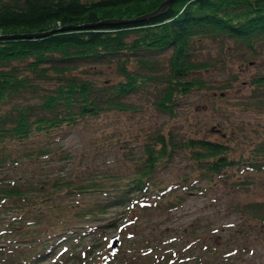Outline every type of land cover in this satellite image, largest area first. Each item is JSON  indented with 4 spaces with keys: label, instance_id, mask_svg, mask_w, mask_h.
Instances as JSON below:
<instances>
[{
    "label": "trees",
    "instance_id": "trees-1",
    "mask_svg": "<svg viewBox=\"0 0 264 264\" xmlns=\"http://www.w3.org/2000/svg\"><path fill=\"white\" fill-rule=\"evenodd\" d=\"M161 1L0 0V34L134 18L156 10ZM208 41L221 44L222 54L226 44L256 54L264 46V0H171L160 13L135 21L0 38V264L38 263L61 245L65 255L75 256L95 227L88 219L113 206L126 208L125 219L149 207L170 210L191 189L224 185L231 192L250 184V172L264 170L263 141L248 155L235 157L228 143L197 133L202 126L197 119L188 131L172 124L145 129V137L136 142L141 148L137 161L125 171L107 164L101 168L84 151L86 162L72 165L73 150L63 146V130L81 119L140 110L142 104L127 100L133 93L175 116L186 94L227 86H212L196 74L215 62L194 58ZM249 81L251 93L258 95L264 72ZM254 97L253 104H264ZM218 127H207V133L215 135ZM120 131L105 132L114 137L110 146L123 149ZM221 132L233 135L227 128ZM185 157L193 161V170L171 176L172 163ZM246 205H254L253 214L264 220L262 202ZM119 217L113 215L104 225H118L121 231ZM188 229L178 240H165L162 234L145 240L141 254H122L120 245H105L87 264H229L245 248V240L234 242L231 234L202 241L200 233L192 232L194 226Z\"/></svg>",
    "mask_w": 264,
    "mask_h": 264
},
{
    "label": "rangeland",
    "instance_id": "rangeland-1",
    "mask_svg": "<svg viewBox=\"0 0 264 264\" xmlns=\"http://www.w3.org/2000/svg\"><path fill=\"white\" fill-rule=\"evenodd\" d=\"M226 46L228 49L222 54L221 44L216 41L205 42L197 50L194 58L215 60L206 70L196 74L207 79L212 86L224 83L228 85L217 86L214 90H194L186 94L182 99L180 98L183 103L177 107L175 116L167 112H159L156 106L150 103L148 97L133 93L127 100L142 104L140 110L127 111L126 114L121 115L114 112L102 114L87 122L81 119L75 126L64 129L63 146L73 150L72 165L78 166L85 161L83 160L85 157H81L84 151L86 157L101 168L107 164L112 169L125 171L137 161L135 155L140 154L141 149L137 144L145 137L143 135L145 129L152 128L156 124H172L188 131L190 122L195 119L202 124L198 127L197 133L228 143L231 146L228 151L235 157L243 152L248 155L253 145L264 142V104L260 106L253 104L257 100L254 96L264 101V85L260 86L259 94L256 95L251 93L253 88L249 83L254 73L264 72V46L256 54L237 45L226 44ZM215 125L220 127V131L217 130L215 135L208 134L207 127ZM237 126L239 127L235 132L233 128ZM118 128L121 129L119 140L124 144L123 149L110 146L114 142V137H109L105 132L107 130L113 132ZM223 128L231 130L233 135L223 136L221 132ZM136 131L140 134H136ZM36 140L37 137H34V141ZM131 145H135L136 149H131ZM97 151H100L98 155L95 154ZM186 160L185 157L172 163L171 176L178 177L179 173L185 170H193V161ZM232 169H234L233 165L226 170L230 172ZM38 170L39 168L32 169L34 173L39 172ZM250 173V184L246 187L229 192L224 189V185L221 188L210 186L209 181L207 184L210 187L204 189L202 187L201 190L194 188L185 192L184 200L170 210L149 207L143 213H139L138 217L134 216L133 211V214L131 216L128 214V219H125L126 208L120 205L113 206L97 219H88V222L95 227L91 228L93 232L88 234L83 242L77 244L75 256L65 255L61 245L53 253L46 255V258L34 264L91 263L99 249L101 250L105 245L109 246L105 240L113 234L119 237L120 253H130V251L139 253L142 246L146 245L145 240L153 241L160 234L165 240L172 238L178 240L183 237L182 232L190 230L188 228L193 226L196 230L192 232L200 233L202 241L225 240L228 234L236 237L234 242L245 240V248L236 251L233 262L229 264H264V220L253 214L254 205H246L255 200L264 204V170H253ZM169 175L170 172H165L164 176L169 178ZM201 181L204 183V178L199 179V183ZM262 210L261 214H264V207ZM113 215L120 216L118 221L123 222L121 231L118 225L109 223L104 225V222L111 220ZM154 224L158 227H154ZM203 225L206 228L202 227ZM165 232L170 236L165 235ZM87 243H90L88 247Z\"/></svg>",
    "mask_w": 264,
    "mask_h": 264
},
{
    "label": "water",
    "instance_id": "water-1",
    "mask_svg": "<svg viewBox=\"0 0 264 264\" xmlns=\"http://www.w3.org/2000/svg\"><path fill=\"white\" fill-rule=\"evenodd\" d=\"M169 2H171V0H164V1H161L160 2V4L157 6V9L156 10H154V11H150V13H146V14H144V15H140V16H138V17H134V18H120V17H118V18H111V19H104V20H101V21H98L97 20V22L96 23H89V22H87V23H83V24H78V23H76V24H66V25H62V26H55V28H50V29H45L44 31H36V30H34V32H23V33H15V32H13V33H9V34H0V38H3V37H10V38H13V36H15V37H24V36H26V37H35V36H43V35H45V33L46 34H48V33H50V32H53V31H55L56 29L57 30H63V29H66V28H79V27H85V26H87V25H95V24H98V23H102V22H110V23H114V22H119V21H121V22H126V21H129V20H131V21H135V20H138V19H142V18H146V17H150L151 15L152 16H154L155 14H157V13H160V10L161 9H163L166 5H168L169 4ZM118 235H113V236H110L109 237V239H108V243H110L113 247H117L118 246V237H117Z\"/></svg>",
    "mask_w": 264,
    "mask_h": 264
}]
</instances>
